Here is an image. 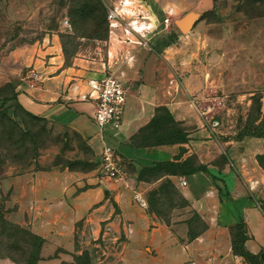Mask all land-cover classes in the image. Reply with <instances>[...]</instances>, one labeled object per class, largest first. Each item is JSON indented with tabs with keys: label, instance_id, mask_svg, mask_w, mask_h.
Listing matches in <instances>:
<instances>
[{
	"label": "crops",
	"instance_id": "crops-1",
	"mask_svg": "<svg viewBox=\"0 0 264 264\" xmlns=\"http://www.w3.org/2000/svg\"><path fill=\"white\" fill-rule=\"evenodd\" d=\"M131 1L148 13L155 26L145 36L148 46L124 43L116 30L108 37L101 66L65 67L55 37L42 39L26 53L18 49L12 53L19 104L27 113L80 136L96 166L86 173H69L36 171L31 165L4 178L5 202L15 208L4 217L44 240L36 264H76L73 255L83 253L81 242L75 241L78 223L87 233L90 230L93 241L112 243L98 264H248L231 245L234 226L241 222L248 237L245 250L264 264V211L259 206L264 202V170L256 160L264 155V139L236 140V133L222 129L213 117L209 127V107H199L198 100L211 91V77L212 93L239 89L234 68L227 65L228 54L216 48L224 40L212 39L210 55V39L197 22L211 0ZM186 17L192 24L181 32L176 23ZM164 18L171 26L163 27ZM170 33L173 41H168ZM247 43L240 40L236 50L244 84L249 77ZM204 61H212V67ZM31 72L38 74L36 82ZM106 75L122 82L126 101L121 128L99 132L92 121L96 93L90 82ZM259 81L255 86L247 82L248 90L261 89ZM32 82L33 89L28 86ZM159 107L169 111L186 134L185 141H178L177 128H145ZM104 143L116 151L124 174L121 180L103 178L99 172ZM154 166L170 170L167 178L186 202L167 219L137 207L133 200L135 192L143 196L165 179L138 181L142 169ZM201 166L214 179L200 172Z\"/></svg>",
	"mask_w": 264,
	"mask_h": 264
},
{
	"label": "rangeland",
	"instance_id": "rangeland-1",
	"mask_svg": "<svg viewBox=\"0 0 264 264\" xmlns=\"http://www.w3.org/2000/svg\"><path fill=\"white\" fill-rule=\"evenodd\" d=\"M111 1L115 0H101L102 6L106 7ZM82 3V0H0V204L4 216H11L15 209L5 202L7 196L1 190L4 178L15 176L31 165H35L36 171L55 169L69 173H86L96 166L90 149L80 136L48 124L42 118L27 116L16 98L14 86L17 77L12 53L17 49L26 53L34 45L42 43L44 38L55 37L65 67H78L82 63L101 66L106 59L108 28L99 4H96L98 17L92 18L86 6L87 17L80 13L76 4ZM197 22L203 26V35L210 39V55L212 39L224 40L216 48L228 54L227 65L234 68L233 73L237 75L235 86L239 88L212 93L211 77V91L198 100L199 107L202 110L209 107V127H212L213 117L218 119L222 129L238 134L264 113V0H214L213 7L211 0V7L200 12ZM172 37L174 35L170 33L168 41H173ZM240 40L248 42L245 47L249 53V77H245V84L239 67L240 55L236 51L241 46ZM23 53L17 56L22 57ZM207 64L208 68L212 67V61H204V65ZM257 72L260 77L256 76ZM259 80L261 89L248 90L247 82L255 86ZM258 107L260 115L256 113ZM161 182L160 185L165 186L166 179ZM156 188L143 192V197L151 205L142 209L167 219L186 204L176 188L165 187L153 199L150 198V192ZM101 229L104 230V225ZM75 232V241L81 242L90 264H98L104 256L102 252L112 246L100 238L93 241L90 230L89 234L83 230V223L76 225ZM8 233L0 236V255H3L0 262L10 260L24 264L28 245L22 242L21 233L16 234L20 238L15 239V245H12L13 239L7 236Z\"/></svg>",
	"mask_w": 264,
	"mask_h": 264
},
{
	"label": "built area",
	"instance_id": "built-area-1",
	"mask_svg": "<svg viewBox=\"0 0 264 264\" xmlns=\"http://www.w3.org/2000/svg\"><path fill=\"white\" fill-rule=\"evenodd\" d=\"M106 10L108 35L118 30L120 41L148 46L149 41L145 36L151 33L155 26L145 10L135 6L131 0H119L115 6H106ZM162 25L164 28L170 25L168 18L162 20ZM30 78L36 82L39 76L36 72H31ZM33 82L28 85L31 89L35 88ZM90 84L96 93L92 114L94 125L99 132L107 127L118 131L122 126L126 88L112 75H106L99 82ZM99 172L103 178L114 181L121 180L124 175L115 149L107 143L103 144L100 153ZM180 185L185 186L184 180H180ZM133 200L141 208H147V201L140 193L135 192Z\"/></svg>",
	"mask_w": 264,
	"mask_h": 264
},
{
	"label": "trees",
	"instance_id": "trees-1",
	"mask_svg": "<svg viewBox=\"0 0 264 264\" xmlns=\"http://www.w3.org/2000/svg\"><path fill=\"white\" fill-rule=\"evenodd\" d=\"M94 4L91 3V0H82V4H76V7L80 9V13L83 15V17L86 15V11L88 10V13L92 15V18H97L96 14V4L100 5V9L103 13V17L105 19V24L107 26L106 22V7L102 6L101 0H93ZM82 5V6H80ZM84 6H86L88 9L84 10ZM89 15V16H90ZM87 17V16H85ZM97 21V20H94ZM98 24V22H97ZM98 27H96L97 29ZM95 29V28H94ZM62 45V50H63ZM65 51V50H64ZM63 51V52H64ZM24 112V110H23ZM27 116L36 118L27 112H24ZM256 113L260 115V108L258 107L256 109ZM39 119V118H37ZM259 119V120H258ZM254 120L253 122H250L247 124L244 128V131L236 134V140H240L243 137H252V138H259L264 139V113L258 118ZM158 128V129H172L177 128L178 129V141H185L186 140V134L183 132L182 129L178 127V124L174 121L173 117L169 113V111L164 107H159L156 109L155 116L151 119V121L145 126V128ZM173 141H176V139H173ZM257 163L259 166L264 170V155H257L256 156ZM172 164H170L171 166ZM175 165V164H174ZM203 174L209 176L210 179H214L211 174H209L208 170L206 169V166H201L198 169ZM170 174V170L166 168V166H154L151 168L142 169L139 173L137 179L138 181H144V182H150L158 180L161 177H165L166 182L165 186L162 184L158 186L155 190L150 192V198L157 194L159 190H163L167 188H175L172 182L167 178ZM151 205L150 201H147V206ZM259 206L261 210L264 211V202L260 201ZM2 206L0 204V236L5 235V232L8 233V237L13 239L12 245H15V239H18L20 237L16 236V234L21 233V237L23 238V243L28 245V254L25 259L24 264H36L38 260L40 259V249L43 245L44 240L36 235L31 234L30 232L20 228L17 225H14L10 223L6 218L4 217L3 211L1 210ZM148 213H150L148 211ZM234 234L232 236V250L234 254L242 257L248 264H260L258 261V258L249 252H247L244 248V243L247 240V236L245 234V227L244 224L238 223L234 226ZM11 245V246H12ZM23 249V248H22ZM0 257H3V255H0ZM5 257L9 258V256L5 255ZM74 261L76 264H90V260L88 259L87 253L83 252L81 255L74 256ZM13 262V261H12Z\"/></svg>",
	"mask_w": 264,
	"mask_h": 264
},
{
	"label": "water",
	"instance_id": "water-1",
	"mask_svg": "<svg viewBox=\"0 0 264 264\" xmlns=\"http://www.w3.org/2000/svg\"><path fill=\"white\" fill-rule=\"evenodd\" d=\"M192 24V19L189 17H186L182 19L181 21L177 22L176 25L181 30V32H186L190 29Z\"/></svg>",
	"mask_w": 264,
	"mask_h": 264
}]
</instances>
